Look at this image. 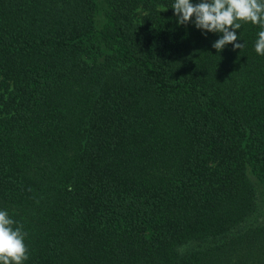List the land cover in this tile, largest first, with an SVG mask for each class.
<instances>
[{"label": "trees", "instance_id": "16d2710c", "mask_svg": "<svg viewBox=\"0 0 264 264\" xmlns=\"http://www.w3.org/2000/svg\"><path fill=\"white\" fill-rule=\"evenodd\" d=\"M171 5L0 0V207L24 264H264L259 28L217 52Z\"/></svg>", "mask_w": 264, "mask_h": 264}, {"label": "clouds", "instance_id": "9594fccd", "mask_svg": "<svg viewBox=\"0 0 264 264\" xmlns=\"http://www.w3.org/2000/svg\"><path fill=\"white\" fill-rule=\"evenodd\" d=\"M170 7L178 24L191 23L202 35L219 34L211 45L217 52L229 44L233 49L245 46L237 31L242 22L258 26L253 47L257 55L264 56V0H172ZM27 236L23 225L7 208L0 207V264H24L28 260Z\"/></svg>", "mask_w": 264, "mask_h": 264}]
</instances>
